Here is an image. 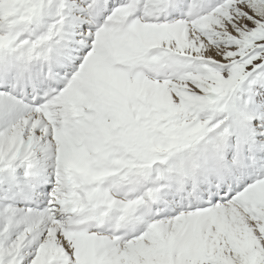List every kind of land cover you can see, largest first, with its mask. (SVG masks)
I'll list each match as a JSON object with an SVG mask.
<instances>
[{"label": "snow or ice", "instance_id": "obj_1", "mask_svg": "<svg viewBox=\"0 0 264 264\" xmlns=\"http://www.w3.org/2000/svg\"><path fill=\"white\" fill-rule=\"evenodd\" d=\"M0 264H264V0H0Z\"/></svg>", "mask_w": 264, "mask_h": 264}]
</instances>
